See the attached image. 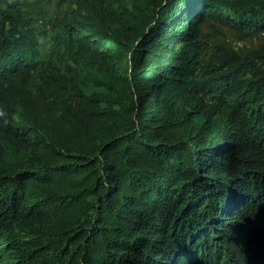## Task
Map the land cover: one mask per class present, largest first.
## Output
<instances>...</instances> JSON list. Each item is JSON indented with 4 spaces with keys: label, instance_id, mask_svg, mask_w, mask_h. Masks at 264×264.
I'll use <instances>...</instances> for the list:
<instances>
[{
    "label": "trees",
    "instance_id": "obj_1",
    "mask_svg": "<svg viewBox=\"0 0 264 264\" xmlns=\"http://www.w3.org/2000/svg\"><path fill=\"white\" fill-rule=\"evenodd\" d=\"M77 3L0 0V264H264V0Z\"/></svg>",
    "mask_w": 264,
    "mask_h": 264
},
{
    "label": "rangeland",
    "instance_id": "obj_2",
    "mask_svg": "<svg viewBox=\"0 0 264 264\" xmlns=\"http://www.w3.org/2000/svg\"><path fill=\"white\" fill-rule=\"evenodd\" d=\"M11 4L21 9L26 18L31 19L32 26L28 29L40 44H44L46 37L50 39L58 23L71 16L72 12H75L78 8L77 0H11ZM202 30L201 43L205 51L207 50V44L210 46L224 45L253 56L262 48V39H249L235 35L217 22L209 21L205 23ZM42 55L45 61L63 70L74 66L71 57L55 58V53L52 50L42 51ZM32 96L35 97L33 93ZM29 100L34 99L28 98Z\"/></svg>",
    "mask_w": 264,
    "mask_h": 264
}]
</instances>
